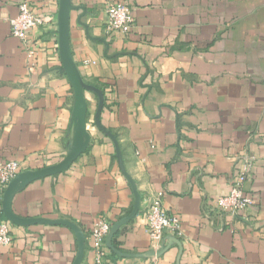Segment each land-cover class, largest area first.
Instances as JSON below:
<instances>
[{
	"label": "crops",
	"instance_id": "0c3cea01",
	"mask_svg": "<svg viewBox=\"0 0 264 264\" xmlns=\"http://www.w3.org/2000/svg\"><path fill=\"white\" fill-rule=\"evenodd\" d=\"M19 0H0V163L23 170L58 163L72 138L73 90L62 67L59 0H32L46 24L28 34V56L10 34ZM122 2L132 29L105 33V6ZM70 49L84 81L103 93L101 125L117 138L140 210L112 238L128 254L151 249L144 209L161 193L180 219L182 244L124 264H264V0H72ZM84 9V10H83ZM90 142L71 166L29 183L12 201L20 217L64 218L85 234L81 264H93L89 233L98 218L127 215L134 195L112 139L86 91ZM254 158L245 183L253 204L235 215L214 201L230 191L239 159ZM4 219L3 215L0 220ZM0 264H72L77 240L65 225L12 224ZM167 235L166 237H169ZM165 237V238H166ZM168 239L165 240V244Z\"/></svg>",
	"mask_w": 264,
	"mask_h": 264
},
{
	"label": "water",
	"instance_id": "95a60500",
	"mask_svg": "<svg viewBox=\"0 0 264 264\" xmlns=\"http://www.w3.org/2000/svg\"><path fill=\"white\" fill-rule=\"evenodd\" d=\"M77 7L72 4V0H59V6L57 10V32H58V49L62 67L61 71L67 76L69 83L73 90V105L71 110L70 130L72 131V138L66 146V153L64 157L53 165H48L39 169H26L18 172L13 178L10 179L6 188L4 189L0 212L4 219L8 220L12 224L20 226H29L33 224H53V225H65L73 230L77 240V252L72 264H81L85 254V234L82 229L74 222L64 219H49L43 217H20L16 215L12 209V201L15 194L23 190L29 183L34 180L59 174L67 170L71 164L86 151L90 142V133L87 129V114L88 105L85 97L86 91L94 92L98 97V107L94 116V123L96 127L109 136L115 146L116 157L120 170L128 183L131 186L134 195V202L131 211L115 221L106 238L107 247L115 254L122 257H145L156 258L160 257L172 244H177L182 251L181 241L174 237H166L168 243L164 244L159 250H149L142 254H128L116 249L112 244V238L119 230L121 226L131 221L140 210V193L137 190L136 184L132 177L126 172L122 153L117 142L116 136L110 131L105 129L100 123V113L103 107V93L100 89L86 83L78 69L76 62L73 59L70 49V13ZM84 10V9H83ZM164 240V242H165Z\"/></svg>",
	"mask_w": 264,
	"mask_h": 264
},
{
	"label": "built area",
	"instance_id": "2783aa9c",
	"mask_svg": "<svg viewBox=\"0 0 264 264\" xmlns=\"http://www.w3.org/2000/svg\"><path fill=\"white\" fill-rule=\"evenodd\" d=\"M32 0H19L18 13L10 18V34L18 38L26 49L28 56L35 54L36 47L28 46V34L37 27L46 24L44 17L33 13L30 8ZM106 22L105 33L115 31L129 32L134 19L130 8L122 2H108L105 6ZM254 167V158L247 155L240 157L238 172L231 180L230 191L219 196L214 201V208L219 212H231L239 214L253 204L254 200L246 192L245 183L249 179ZM22 170L20 163L15 159L0 163V207L1 199L8 182ZM162 194L158 193L152 201L148 202L143 213L145 231L150 239L153 251L159 250L164 244L167 235L178 238L181 235L180 219L176 215L168 213L161 200ZM112 222L104 218H98L91 227L89 239L93 251V264H124L121 259H111L106 248V238L111 229ZM11 222L0 220V248L11 244L13 235L10 229Z\"/></svg>",
	"mask_w": 264,
	"mask_h": 264
},
{
	"label": "trees",
	"instance_id": "16d2710c",
	"mask_svg": "<svg viewBox=\"0 0 264 264\" xmlns=\"http://www.w3.org/2000/svg\"><path fill=\"white\" fill-rule=\"evenodd\" d=\"M2 214H1V212H0V216H1Z\"/></svg>",
	"mask_w": 264,
	"mask_h": 264
}]
</instances>
